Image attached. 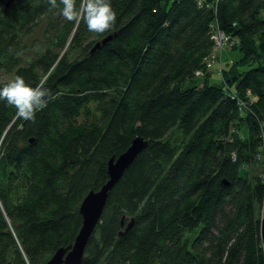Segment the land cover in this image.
<instances>
[{
    "label": "trees",
    "instance_id": "1",
    "mask_svg": "<svg viewBox=\"0 0 264 264\" xmlns=\"http://www.w3.org/2000/svg\"><path fill=\"white\" fill-rule=\"evenodd\" d=\"M109 2L115 25L97 34L65 20L60 0H0V77L45 80L55 97L35 122L0 100V264H47L73 245L84 198L137 137L148 146L82 264H264V175L247 173L264 148V0ZM217 31L243 56L220 84L207 67Z\"/></svg>",
    "mask_w": 264,
    "mask_h": 264
},
{
    "label": "clouds",
    "instance_id": "2",
    "mask_svg": "<svg viewBox=\"0 0 264 264\" xmlns=\"http://www.w3.org/2000/svg\"><path fill=\"white\" fill-rule=\"evenodd\" d=\"M53 9L58 7L57 0H48ZM62 17L70 22H84L90 32L103 34L111 30L116 22L117 14L109 0H60ZM41 80L35 87L27 84L23 77L17 75L0 88V100L16 109V118L35 122L36 113L48 106L54 95Z\"/></svg>",
    "mask_w": 264,
    "mask_h": 264
},
{
    "label": "water",
    "instance_id": "3",
    "mask_svg": "<svg viewBox=\"0 0 264 264\" xmlns=\"http://www.w3.org/2000/svg\"><path fill=\"white\" fill-rule=\"evenodd\" d=\"M14 1L18 0H9V4ZM147 146V141L142 137H137L125 153L109 161L108 182L99 191L90 192L81 204L80 214L83 218V225L74 244L67 248H60L47 264H82L87 244L101 221L110 192L122 179L124 173L133 164L137 156ZM133 226L134 221L129 224L127 231L132 229ZM261 238L264 245V208L261 219Z\"/></svg>",
    "mask_w": 264,
    "mask_h": 264
},
{
    "label": "rangeland",
    "instance_id": "4",
    "mask_svg": "<svg viewBox=\"0 0 264 264\" xmlns=\"http://www.w3.org/2000/svg\"><path fill=\"white\" fill-rule=\"evenodd\" d=\"M223 0H206L207 3L219 4ZM47 20H42L38 26L35 28L33 33L22 37L23 44V56L29 53H33L43 44L45 40ZM218 48L216 50V59L214 60L213 66L210 68L208 66L209 74H211V80L214 83H222L225 81L228 75L232 77V68L234 67H243L242 54L239 50L234 49L239 46V39L235 36L227 35L225 39H220L217 41ZM260 59V58H259ZM261 63H264V58L262 57L259 60ZM244 70V68H243ZM242 69L240 71H243ZM236 71V70H235ZM202 75V74H201ZM201 77V76H200ZM1 82L10 81V76L7 73H4L0 77ZM246 135V131H244ZM248 175L251 178L264 175V148L256 157V162L253 163L250 168H248Z\"/></svg>",
    "mask_w": 264,
    "mask_h": 264
},
{
    "label": "built area",
    "instance_id": "5",
    "mask_svg": "<svg viewBox=\"0 0 264 264\" xmlns=\"http://www.w3.org/2000/svg\"><path fill=\"white\" fill-rule=\"evenodd\" d=\"M197 2H198V4L200 5V6H202V5H205L206 3V0H197ZM208 4V3H207ZM226 34L225 33H223V32H221V31H217L216 33H215V35H214V37H213V40H214V42H215V44H216V50H217V48H218V45H220V44H218V40H220V39H225L226 38ZM216 59V53H214L213 55H212V58H211V60L209 61V63H208V65H207V67L209 66L210 68L213 66V63H214V60ZM202 73L201 72H198V75H201Z\"/></svg>",
    "mask_w": 264,
    "mask_h": 264
}]
</instances>
